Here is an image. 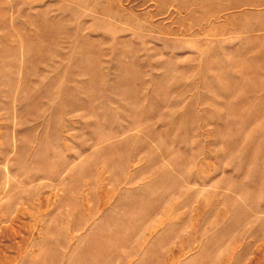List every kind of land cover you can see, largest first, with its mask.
<instances>
[{"label": "rangeland", "instance_id": "1", "mask_svg": "<svg viewBox=\"0 0 264 264\" xmlns=\"http://www.w3.org/2000/svg\"><path fill=\"white\" fill-rule=\"evenodd\" d=\"M0 264H264V0H0Z\"/></svg>", "mask_w": 264, "mask_h": 264}]
</instances>
